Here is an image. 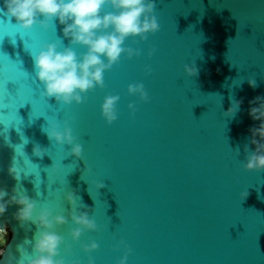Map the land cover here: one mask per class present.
<instances>
[{
  "label": "water",
  "instance_id": "obj_1",
  "mask_svg": "<svg viewBox=\"0 0 264 264\" xmlns=\"http://www.w3.org/2000/svg\"><path fill=\"white\" fill-rule=\"evenodd\" d=\"M155 14L158 33L125 43L142 54L122 55L104 73L103 89L88 92L82 104L64 105L43 95L33 59L45 44L69 46L62 26L24 30L0 11V189L11 195L15 187L36 199L34 216L48 208L67 217L65 197L73 189L78 203L93 209L99 230L79 242L69 235L77 227L71 220L56 229L71 245L70 252L60 248L66 264H88L82 245L92 241L99 245L90 254L95 264H118L125 250L113 247L120 239L132 249L127 264H264V172L242 167L245 145L255 150L249 129L259 124L248 114L249 101L264 95V0H156ZM73 47L78 56L87 51ZM193 63L198 76L184 73ZM7 82L12 96L19 90L5 100ZM136 83L150 102L129 95ZM108 95L120 97L111 125L102 117ZM241 98L237 115L225 117L232 99ZM65 122L83 146V160L44 131L52 124L63 131ZM36 145L47 148L43 158L33 154ZM13 160L19 182L8 175ZM85 163L90 171L83 173ZM98 181L106 186L97 194ZM245 189L250 194L241 200ZM17 209L0 217L6 229L0 264H17V246L35 242L36 226L22 228L13 218ZM23 246L31 255V246Z\"/></svg>",
  "mask_w": 264,
  "mask_h": 264
},
{
  "label": "clouds",
  "instance_id": "obj_2",
  "mask_svg": "<svg viewBox=\"0 0 264 264\" xmlns=\"http://www.w3.org/2000/svg\"><path fill=\"white\" fill-rule=\"evenodd\" d=\"M0 11L14 18L15 24L24 30L39 25L41 29L47 31L54 26V21H58L62 26L63 38L68 41L69 46L61 50L57 43L45 44L38 55H33V59L36 77L45 88L43 95L55 98L58 104L64 105H71L73 102L82 104L88 92L95 91L97 87L103 89L104 73L112 70L113 66L120 62L122 55L126 54L127 58L131 59L142 54L139 48L125 47L126 41L129 38H133L134 42L147 41L149 35L158 33L161 27L155 14L156 0H3ZM137 37L139 41L135 40ZM77 45L86 48L87 51L78 56L73 47ZM156 51L155 47L151 48L148 52L149 57ZM145 72L151 75V67L147 66ZM184 73L188 76H198L199 70L194 63L185 64ZM248 84L253 89L257 87L254 78H249ZM128 93L138 96L144 103L150 102L148 92L142 83L130 84ZM119 100L118 95H108L102 104V117L109 125L118 119ZM242 104L243 98L232 99L224 116L234 118ZM128 107L135 115L136 105L130 103ZM248 114L253 121H259V124L249 129L250 143L255 146V150L250 151L248 145H245L246 157L242 167L246 172H264V95L256 96L249 101ZM44 131L50 141L54 140L61 146H70L69 155L74 156L76 160H83V146L77 142V137L73 135L72 128L67 122L63 131L59 130L58 124H52ZM236 151L239 155V149ZM46 153L47 148H41L39 145L33 148V154L40 158ZM81 171L83 173L90 171L86 163ZM8 175L18 182L21 179L15 160L8 168ZM105 186L102 181H98L95 184L97 194L98 190ZM249 194L245 189L240 194V199H246ZM65 199L70 205L67 217L63 214L53 215L48 208H43L34 216L36 199L30 198L15 187L11 195L6 189H0V217L4 216L10 206L16 205L18 209L13 218L20 226L23 228L32 224L37 228L33 238L35 242L28 239L23 242V245L31 246V255L23 245L17 246L21 254L17 264H25V257H29L27 264H66L60 254V248L64 245L70 252L71 245L66 244L64 237L59 235L56 229L58 226L67 225L69 220L77 226L69 233L75 242H79L85 232L99 230L95 220L90 218L93 209L82 202L78 203L80 197L75 189L68 191ZM0 231L6 229L0 228ZM121 247L125 251L118 264H127L132 249L120 239L113 247V251H119ZM82 248L89 254L88 264H95L90 254L99 249L98 243L92 241L90 244L82 245ZM73 264L80 262L73 261Z\"/></svg>",
  "mask_w": 264,
  "mask_h": 264
},
{
  "label": "snow or ice",
  "instance_id": "obj_3",
  "mask_svg": "<svg viewBox=\"0 0 264 264\" xmlns=\"http://www.w3.org/2000/svg\"><path fill=\"white\" fill-rule=\"evenodd\" d=\"M3 36H10V34H4ZM0 38H2V36H0ZM14 40H15V39H13V41H12L13 44H15ZM5 56H6V55H5ZM8 82H9V81H8ZM8 82H7V83L5 84V86H4V89H5V100L15 98V97L18 95V90H19V88H18L16 95H15V96H12V95L9 93L8 88H7V84H8ZM19 87H20V85H19ZM47 103H48V102H47ZM21 107H22V106H21ZM48 180H49V178H48ZM52 185H53V184H52ZM48 187H49V182H48Z\"/></svg>",
  "mask_w": 264,
  "mask_h": 264
}]
</instances>
